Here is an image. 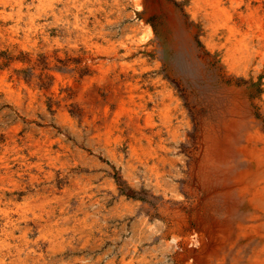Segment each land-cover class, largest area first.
<instances>
[{"label":"bare ground","instance_id":"bare-ground-1","mask_svg":"<svg viewBox=\"0 0 264 264\" xmlns=\"http://www.w3.org/2000/svg\"><path fill=\"white\" fill-rule=\"evenodd\" d=\"M179 1L181 2V0ZM179 1L176 2L179 4ZM242 1L234 0V4L229 5L225 4V0H193L192 4L185 5L193 21L196 23L202 21L204 23L205 34L208 32L210 35L218 33L220 35L216 44H213L207 35L203 34L202 38L211 48L213 47L215 50L218 49V51L223 52L221 56H218V60L216 61L218 63H216L217 66L215 65V67L208 66L203 59L200 61L201 58L197 56L198 52L194 54L189 52L192 50L189 46V43L191 44L192 41V35L189 32L183 31L182 25L178 26V33L173 32L174 35L164 32L168 29V25L162 26L161 31L164 33L160 37L156 33L155 26L149 23L148 19H143L141 22V26L145 30L143 40L154 41L153 52L165 63L163 65L165 68L163 69L164 75H170L172 79H177L183 87L185 86L188 98L186 101H183L177 92L174 91L175 88L169 90V86L166 85L168 82L166 81L165 83L153 82V86H150L151 89H154L151 93L152 110L148 117L152 129H137L136 134H134L136 142L130 146V158L118 161L117 165L119 166L118 169H122L120 174L124 183L129 186H133L139 176L142 175L144 180L142 179V185L136 190L138 193H148L151 205L149 208H144L142 212L139 211L142 216L135 219L131 224V231H129L130 219L136 217L138 212L136 213V211L128 208L126 204L121 202L112 206V197H107L105 201V213L103 212L102 240H100L103 249V264H264V129H262L260 120H257L255 117L252 106L249 104V99L245 95L247 88H249L246 82L249 81L250 84L255 85L259 81L260 73L264 72V69H261L264 68V15L260 13L264 9V3L262 1L256 3L254 0H249L245 7L246 9L241 10L239 6ZM55 2L57 6L61 3L65 4V7H67L66 5L69 6V0H55ZM74 2L72 7H74L73 12L76 20L73 25L76 28H84L89 32L88 37L86 36L90 40L87 48L88 53L84 54L91 66L95 68L97 65L93 61L95 58L100 56L110 57L111 53H113L110 52V48L108 49L106 45H103L102 40L110 44L113 42L112 39L116 31L113 32L106 29L109 28L108 25L113 27L118 23V20L112 18L106 22L102 20V17L105 15L109 16V8L114 11L116 7H120L121 1L74 0ZM137 2L135 10L140 11L143 9L144 12L145 6L142 1ZM93 3L98 5L93 11L100 12L101 15L93 13L92 17L86 13L82 17L80 13H83V6ZM18 4L22 5L24 3L18 1ZM175 9H172L174 14L172 15L179 17L177 13L178 8L176 9L177 12ZM19 14L18 20L20 21L24 14L23 6ZM242 24L246 25V28L241 27ZM208 29H210V32ZM226 33L227 35L222 38V35ZM261 40L262 42H259ZM257 43L262 47L259 48ZM15 53L14 55L18 56L23 54L19 49ZM98 60L101 59L99 58ZM104 62L100 61L98 64H104ZM245 68L246 70L243 72L234 71ZM251 69L253 71L252 74L249 72ZM223 73L227 74V76L221 78ZM229 75L233 77L229 78ZM9 76V72L5 69L4 71H0V83H2L0 87L4 86L5 89L7 88V91L11 92L13 90V83L6 80V77ZM252 78L253 80H251ZM230 79L231 82H229ZM21 80L18 88H16L18 94L24 88L31 93L32 87L24 80ZM237 82L245 84L238 85L239 83L237 84ZM162 85L163 88L160 87ZM67 86L69 87V85ZM87 86L90 85L87 84ZM111 88L113 89V93L110 94L109 99L115 98L122 90L120 84H116ZM95 89L90 90L89 94L91 93L93 98L100 100V102L98 101L99 107L108 111L109 105L106 103L107 101L104 102L99 96V89ZM262 94L264 98V89ZM83 100L85 99L83 98ZM83 100L80 101L84 102ZM185 103H189L190 107L195 106L197 111L206 114V116H203V121L201 122L202 129L190 128V121L186 120L188 108L185 106ZM186 125L189 126L186 128ZM110 131L112 132V130ZM32 139L34 138L27 136L24 142H31ZM16 145L18 146V143ZM5 167L6 170L0 171V175L2 176L7 175L8 171L11 170L9 165ZM101 184L103 185V183ZM114 185L112 183V186ZM56 190L51 189L50 194H54L58 199L60 195ZM134 195L136 196L137 194L135 193ZM8 204L11 207L14 204L19 212L23 211L22 208L24 207H20L15 201ZM55 210L51 209V207L45 209L34 220L36 227L48 225V231L45 234L42 232L45 238L48 239L50 237L49 241L53 243L57 241L62 243L66 234H83L82 227H69L63 224L69 222L73 217L76 218L77 214L75 212L67 209L64 213H59ZM9 211L6 208L2 212L9 217L11 215ZM114 222L116 223L113 224ZM26 233L27 229L24 230L25 235ZM7 234L12 236L9 230ZM125 234H128L126 238L124 237ZM22 241L24 240L22 239ZM44 253L38 255V261L41 260L40 258L45 259ZM23 261L26 262L25 260ZM46 263L45 261L44 264Z\"/></svg>","mask_w":264,"mask_h":264},{"label":"rangeland","instance_id":"rangeland-1","mask_svg":"<svg viewBox=\"0 0 264 264\" xmlns=\"http://www.w3.org/2000/svg\"><path fill=\"white\" fill-rule=\"evenodd\" d=\"M18 1L24 4H18ZM18 1L0 0V71H4V69L8 71L10 78L6 77V80L13 83L11 92L7 91L4 86L0 87V171L6 170V165L11 167V170L8 171L9 173L6 172L7 175H0V264H44L45 261L47 262L46 264H70L71 262H73L71 264H103V249L100 240H102L101 232H103L107 197H112V206L121 202L136 211V213L138 212L136 217L130 219L129 231H131V224L135 219L142 216L139 211L142 212L144 208H149L151 205L150 195L148 193H138L136 190L142 185V175L140 174L141 176H139L133 186H129L124 183L120 174L122 169H118L119 166L117 165L118 161L130 158V146L136 142L134 134H136L137 129H152L148 117L152 110L151 93L154 89H151L150 86H153V82L165 83L166 81L168 82L166 85L169 86V90L175 88L174 91L177 92L183 101L188 98L185 86L183 87L177 79H172L170 75H164L163 69L165 68L163 65L165 63L153 52L154 41L143 40L145 30L141 26V22L143 19H148L147 21L155 26L156 33L160 37L163 36L164 32L174 35L173 32L176 33L178 26L182 25L183 31L192 35L191 44L189 43L192 50L189 52L191 54L198 52L197 56L201 58L200 61L203 59L208 66L212 67H215L216 63H218L216 61L221 54L217 52L218 49L215 50V48L207 45L202 38L203 34L207 35L211 42L216 44L220 35L219 33L210 35L208 32L205 34L202 28L204 26L202 21L199 23L191 21L190 12L185 7L189 0H181L179 4L175 0H120V7H116L114 11L109 8V16L105 15L102 17V20L106 22L111 18L118 20V23L113 27L108 25L109 28L106 29L108 31H116L112 39L113 42L110 44L102 40L103 45H106L108 49L110 48V52H113L111 53L112 57L100 56L95 58L93 61L97 65L94 68L85 56L88 53L87 48L90 43V40L86 38L89 32L84 28H76L73 25L76 20L73 12L74 7H72V4L75 3L74 0H69V6L66 5L69 8L62 3L57 6L55 0ZM137 1H142L144 4V12L143 9L140 11L135 10ZM254 1L256 3L260 1L264 3V0ZM226 2L229 5L234 4V0H227ZM248 2L249 0L241 2L239 6L241 10H244ZM22 6L24 14L19 21V12ZM89 6L91 7L89 8ZM97 6L96 3L83 6V13H80V15L84 17L87 13L93 17L92 14L96 13L100 16V12L93 11ZM173 8H178V12L175 10L179 17L173 16ZM260 13L264 15V9ZM165 25H168V29L162 32L161 27ZM208 30L210 32V29ZM18 49L22 51L23 56L21 54L19 56L14 55ZM59 52H62V55ZM34 55L36 56L34 57ZM211 56L212 58H210ZM99 58L101 60H98ZM100 61L105 62L99 65ZM253 66L255 67V65ZM159 68L160 70L162 69L161 72ZM245 70L246 68L234 71L243 72ZM249 72L252 74V69ZM225 76L227 74L223 73L221 78ZM231 77L233 76L229 75V78ZM263 78L264 72H261L259 81L255 85L247 81L246 83L249 85L247 87L249 88H247V93L245 94L249 99V104L252 106L255 117L261 122L262 129H264ZM21 79L32 87L31 93L23 87L24 89L18 94L16 88H18ZM229 82H231V79ZM87 84L90 86H87ZM116 84L121 85L122 92L120 91L115 98L109 99L110 94L113 93L111 87ZM237 84L244 85L245 83L237 82ZM160 87L163 88V85ZM95 88L99 89L101 99L104 102L107 101L106 103L109 105L108 111L99 107L98 101L100 102V100L93 98L91 93L89 94L90 90L92 91ZM57 96H60V99ZM86 103L88 104L86 105ZM91 106L92 108H90ZM185 106L188 108L186 120L190 121V128L202 129L201 122L206 114L197 111L195 106L190 107L189 103H185ZM188 126L186 125L185 127L187 128ZM27 136H31L34 139L26 143L24 141ZM16 143H18V146ZM112 183L115 185L112 186ZM51 189H57L56 191L60 195L58 199L54 194H50ZM127 190L130 192H127ZM135 193L137 194L136 196L134 195ZM14 201L20 207H24L22 208L23 211L19 212L14 204H12L13 207L8 204L14 203ZM50 207L51 209H56L55 211L59 213H64L67 209L75 212L77 217L75 216L76 218L73 217L69 222L63 224L69 227H82L83 234H66L62 243L59 241L53 243L49 241L50 237L48 239L45 238L44 234L48 231V225L36 227L34 220L41 211ZM6 208L8 211L11 210L9 211L11 214L9 217L2 212ZM25 229H27L26 235L24 234ZM8 230L12 236L7 234ZM127 235L125 234L124 237L126 238ZM33 251L37 252L34 253ZM40 253H44L45 259L40 258L41 260L38 261L37 258ZM18 257L20 258L19 260Z\"/></svg>","mask_w":264,"mask_h":264},{"label":"crops","instance_id":"crops-1","mask_svg":"<svg viewBox=\"0 0 264 264\" xmlns=\"http://www.w3.org/2000/svg\"><path fill=\"white\" fill-rule=\"evenodd\" d=\"M175 1H179V0H175ZM227 0H225V2H226ZM229 1V0H228ZM192 2H193V0H189V2L187 3L188 5H190V4H192ZM225 4H227V2L225 3ZM245 9V8H244ZM191 19V18H190ZM191 21H193L192 19H191ZM204 24V23H203ZM202 26V25H201ZM205 26V25H204ZM204 26H202V28H203V30H204V33H205V29H204ZM241 27H244V28H246V25H244V24H242L241 25ZM227 34V33H226ZM225 34V35H226ZM223 36L224 35H222V38H223ZM259 42H262V40L261 41H259ZM257 45H258V47L260 48V47H262L261 45H259V43H257ZM220 54H222L223 52L222 51H218Z\"/></svg>","mask_w":264,"mask_h":264}]
</instances>
